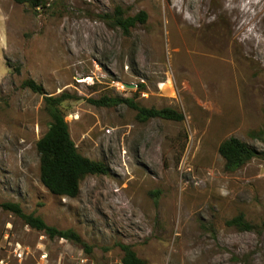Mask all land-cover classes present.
Here are the masks:
<instances>
[{"label":"rangeland","instance_id":"obj_1","mask_svg":"<svg viewBox=\"0 0 264 264\" xmlns=\"http://www.w3.org/2000/svg\"><path fill=\"white\" fill-rule=\"evenodd\" d=\"M45 2L0 0V204L72 230L90 253L0 209V262L120 264L125 245L146 264H264V0ZM115 7L144 12L145 24L109 28L98 17ZM27 79L69 97L60 109L71 140L107 168L76 198L39 181L35 144L49 118L43 96L21 88ZM102 97L183 120L89 103ZM229 138L257 154L231 173L218 154ZM239 214L256 230L228 226Z\"/></svg>","mask_w":264,"mask_h":264},{"label":"trees","instance_id":"obj_2","mask_svg":"<svg viewBox=\"0 0 264 264\" xmlns=\"http://www.w3.org/2000/svg\"><path fill=\"white\" fill-rule=\"evenodd\" d=\"M13 1L34 11L36 9H47L45 0ZM98 18L109 28L118 29L124 35H127L136 25H144L146 22V14L144 12H140L135 16H126L120 7H115L111 14L100 15ZM21 88L43 96V110L49 118L46 132L35 144L39 164V181L55 197L76 198L79 194V185L86 176L107 175V168L102 163L90 161L78 153L70 138L67 123L64 121V116L60 109L61 104L69 99L66 94L55 97L45 96L43 88L30 79L23 81ZM89 103L97 107L127 105L137 111V118L142 122L153 118L174 122L183 120V116L174 110L167 108L160 110L145 109L138 107L130 99L102 97L99 100H89ZM259 136L264 142V135L260 133ZM218 154L224 161L225 171L230 173L235 172L257 157V154L246 144L234 138L223 141L218 147ZM261 156L264 157V154ZM0 209L18 218L24 226L41 233L50 240L56 238L69 241L79 245L86 253H90V250L72 230L60 231L48 226L40 217L33 213H24L21 206L17 203H1ZM227 224L241 232H253L256 230V226L246 222L241 214L228 221ZM262 226L264 227V222ZM118 247L122 252L120 264H146L135 255L130 246L118 245Z\"/></svg>","mask_w":264,"mask_h":264},{"label":"built area","instance_id":"obj_3","mask_svg":"<svg viewBox=\"0 0 264 264\" xmlns=\"http://www.w3.org/2000/svg\"><path fill=\"white\" fill-rule=\"evenodd\" d=\"M16 248H17V247H16ZM18 251H19V250H18ZM14 253H16V252H14ZM15 256H16V257H17V259H18V258H20V257H21V254H18V253H17V254H15ZM41 259H45V257H44V256H42V257H41ZM0 264H3V262L1 261V262H0Z\"/></svg>","mask_w":264,"mask_h":264},{"label":"water","instance_id":"obj_4","mask_svg":"<svg viewBox=\"0 0 264 264\" xmlns=\"http://www.w3.org/2000/svg\"><path fill=\"white\" fill-rule=\"evenodd\" d=\"M127 87H129V86H127Z\"/></svg>","mask_w":264,"mask_h":264}]
</instances>
